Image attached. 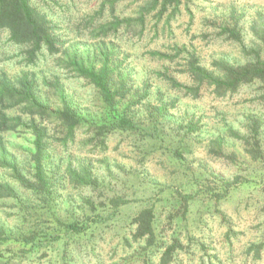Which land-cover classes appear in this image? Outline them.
I'll list each match as a JSON object with an SVG mask.
<instances>
[{
    "label": "rangeland",
    "instance_id": "1",
    "mask_svg": "<svg viewBox=\"0 0 264 264\" xmlns=\"http://www.w3.org/2000/svg\"><path fill=\"white\" fill-rule=\"evenodd\" d=\"M143 2L64 0L63 4L75 27L82 19L96 16L103 5L99 24L115 16H135ZM182 2V16L172 24L173 36L153 40L150 19L143 38L124 33L122 39L136 83L148 85L150 90V99L136 107L140 108L141 116L136 117L141 122L139 128L148 129L157 121L150 119V106L176 101L168 108L169 117L159 119L160 136L113 131L104 153L89 144L85 133L68 148L56 143L55 164L64 170L69 164L75 169L85 161V165L91 163L96 183L74 187L59 182L53 209L63 221L86 222L90 228L79 236L64 235L32 253H23L17 243L1 247L6 258H16L11 264H161L175 239L178 245L173 247L169 264H264V155L255 158L247 142L256 120L264 154V91L255 83L219 98L204 88L194 98L172 88L163 78L169 75L182 84H192L185 72L184 54L172 60L151 55L161 51L174 56V46L179 44L196 48L208 67L220 56L232 62L241 59L239 47L218 38L219 29L211 21L226 17L233 9L245 12L249 21L255 12H264V0ZM66 27L68 32L73 28L71 24ZM69 37L77 44L89 42L87 47L96 43L89 33L70 32ZM27 70L19 48L8 42L7 33L0 32V75L18 77ZM36 73L40 83L59 75L68 100L73 99L84 115L103 113L102 100L85 80L68 78L65 70L51 62L41 65ZM41 94L57 107V94L44 85ZM188 125L197 129L188 131ZM17 143L20 145L21 139ZM227 183L232 186L225 190ZM115 199L120 200L118 207L113 206ZM12 204L4 203L2 217L13 226L17 211ZM148 209L154 214L155 239L151 243L149 235L138 234L136 220ZM257 247H261L259 255L254 250Z\"/></svg>",
    "mask_w": 264,
    "mask_h": 264
},
{
    "label": "trees",
    "instance_id": "2",
    "mask_svg": "<svg viewBox=\"0 0 264 264\" xmlns=\"http://www.w3.org/2000/svg\"><path fill=\"white\" fill-rule=\"evenodd\" d=\"M63 2L0 0V32L7 33L8 42L19 48L22 62L29 69L18 77L0 75V264H11L16 259L13 256L6 258L1 249L3 246L17 243L22 245L23 253H32L64 235L79 236L90 228L86 222L63 221L53 209L59 182L74 187L96 183L91 174V163L85 165V161L75 169L69 164L64 170L55 164L56 143L68 148L85 133L90 137L89 144L104 153L108 149L109 133L113 131H144L145 136L159 137V119L169 117L168 108L176 104L174 99L171 105L156 102L149 108L150 119L157 121L148 129L139 128L141 122L136 117L141 115L140 108L136 107L143 104V100L150 99V90L148 85L142 87L136 83V72L123 49L122 39L124 33L143 38L150 19L153 21L150 31L153 40L173 36L172 24L182 16V0H144L135 16H115L99 24L97 19L106 7L103 5L96 16L82 19L75 27V20L66 14ZM111 3L114 12V1ZM245 17V12L233 9L226 17L211 21L217 26L215 29H219L218 38L239 47L241 59L232 62L226 56H220L213 58L208 67L196 48L176 44L174 56L161 51H153L151 55L159 60H172L184 54L185 72L192 84H182L169 75H164V80L172 88L185 91L194 98L199 97L204 88L219 98L255 83L264 91V12H255L249 21ZM70 24L76 29L68 32L66 25ZM70 32L89 33L96 43L89 47V42L77 44L69 37ZM112 37L120 43L113 41ZM49 62L65 70L68 78L83 79L93 87L103 103L101 116L96 112L84 115L73 99L69 101L59 75L45 78L40 83L36 70ZM42 85L57 94V107H52L41 94ZM252 123L254 134L247 142L252 146L249 152L257 158L264 154L257 137L259 122L253 120ZM186 129L195 131L197 126L188 125ZM17 139H21L20 145ZM231 186L227 183L224 189ZM5 202H12L16 208L13 226L2 217ZM36 203L39 208L35 207ZM113 203L118 207L120 200L115 199ZM153 215L148 209L136 219L138 234L140 237L149 235L150 243L155 239ZM177 245L175 239L173 247ZM173 247L165 251L161 264L171 262ZM260 248L254 249L258 255Z\"/></svg>",
    "mask_w": 264,
    "mask_h": 264
}]
</instances>
